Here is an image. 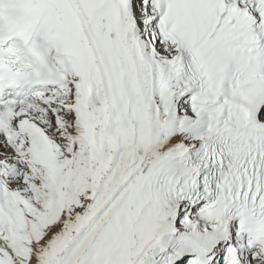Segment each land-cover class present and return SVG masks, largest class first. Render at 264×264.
Listing matches in <instances>:
<instances>
[{"label":"snow or ice","instance_id":"6c2138e0","mask_svg":"<svg viewBox=\"0 0 264 264\" xmlns=\"http://www.w3.org/2000/svg\"><path fill=\"white\" fill-rule=\"evenodd\" d=\"M0 264H264V0H0Z\"/></svg>","mask_w":264,"mask_h":264}]
</instances>
